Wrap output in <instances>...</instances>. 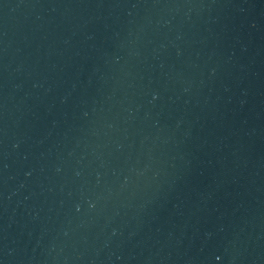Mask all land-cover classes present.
Instances as JSON below:
<instances>
[{
  "label": "water",
  "instance_id": "1",
  "mask_svg": "<svg viewBox=\"0 0 264 264\" xmlns=\"http://www.w3.org/2000/svg\"><path fill=\"white\" fill-rule=\"evenodd\" d=\"M0 264H264V0H0Z\"/></svg>",
  "mask_w": 264,
  "mask_h": 264
}]
</instances>
